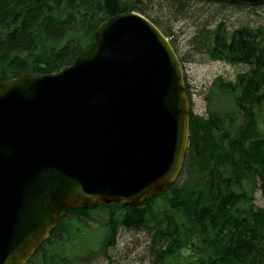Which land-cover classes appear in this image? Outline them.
Returning a JSON list of instances; mask_svg holds the SVG:
<instances>
[{
    "label": "water",
    "instance_id": "water-1",
    "mask_svg": "<svg viewBox=\"0 0 264 264\" xmlns=\"http://www.w3.org/2000/svg\"><path fill=\"white\" fill-rule=\"evenodd\" d=\"M190 117L173 45L131 11L103 21L65 70L1 82L0 264H27L71 210L139 205L170 189Z\"/></svg>",
    "mask_w": 264,
    "mask_h": 264
},
{
    "label": "trees",
    "instance_id": "trees-1",
    "mask_svg": "<svg viewBox=\"0 0 264 264\" xmlns=\"http://www.w3.org/2000/svg\"><path fill=\"white\" fill-rule=\"evenodd\" d=\"M143 4L144 0H0V82L68 68L93 44L103 21L128 11L142 14L167 35ZM193 43L210 60L250 67L235 82L222 77L214 81L206 98L208 118L191 114L185 163L197 176L193 188L174 184L141 205L71 210L29 264H87L83 260L98 246L115 244L111 239L120 225L149 233L158 230L156 246L167 245L158 250L155 264H264V211H245L257 180L264 196V27H243L229 34L220 24L214 30L203 29ZM164 208L179 212V218L162 225L159 214ZM93 233L99 237L94 239Z\"/></svg>",
    "mask_w": 264,
    "mask_h": 264
},
{
    "label": "rangeland",
    "instance_id": "rangeland-1",
    "mask_svg": "<svg viewBox=\"0 0 264 264\" xmlns=\"http://www.w3.org/2000/svg\"><path fill=\"white\" fill-rule=\"evenodd\" d=\"M186 2L188 3L185 5H176L165 0H144L142 8L151 18L161 23L167 33L166 37L180 58L184 70L190 113L208 118L209 105L206 98L214 81L219 77L225 81H235L241 73L247 72L250 67L210 60L202 52L201 47L194 45L193 39L203 29L213 30L220 24L229 34L243 27L260 29L264 27V5L250 8L212 1L187 0ZM241 120L242 116L239 115L237 118L238 126H241ZM261 130V134L264 133V120L261 124ZM187 163H185L174 187L189 188V190L193 188L197 176L193 173L190 174V167ZM262 188L263 184L257 180L256 188L252 194L253 198L249 203V208H245V211H264ZM177 213L179 212L164 208L159 214V219H163L162 225H166L167 220L178 219L180 213ZM90 225L94 229L99 227V224L96 223ZM99 232L101 235L104 233L102 230ZM156 233L158 230L149 233L143 230H129L120 225L115 244L107 247L103 243L98 246L88 262L89 264H155L158 250L160 248L165 249L164 243L161 245L162 247L153 244L152 238ZM92 235L94 239L99 237L97 233ZM70 264H75V261Z\"/></svg>",
    "mask_w": 264,
    "mask_h": 264
},
{
    "label": "bare ground",
    "instance_id": "bare-ground-1",
    "mask_svg": "<svg viewBox=\"0 0 264 264\" xmlns=\"http://www.w3.org/2000/svg\"><path fill=\"white\" fill-rule=\"evenodd\" d=\"M216 29V28H215ZM214 30V29H213ZM256 30V29H255ZM201 32V31H200ZM199 32V33H200ZM198 33V34H199ZM168 39V38H167ZM168 41H169V39H168ZM170 42V41H169ZM241 74H244V73H241ZM228 82H235V81H228ZM252 194L253 193H251V194H249L250 196H248L247 198H246V202H248V204L250 203V201L252 200V198H253V196H252ZM244 199L241 197L240 199H239V202H242ZM117 233H118V231H117ZM158 236V235H157ZM156 236V234H154V236H153V238H152V241H153V244L154 245H156L157 244V242H158V237ZM112 241H115L116 240V238L115 239H111ZM167 244H165V242H164V245L163 246H166ZM86 262L88 263V260H86Z\"/></svg>",
    "mask_w": 264,
    "mask_h": 264
},
{
    "label": "flooded vegetation",
    "instance_id": "flooded-vegetation-1",
    "mask_svg": "<svg viewBox=\"0 0 264 264\" xmlns=\"http://www.w3.org/2000/svg\"><path fill=\"white\" fill-rule=\"evenodd\" d=\"M124 207H128V206H130V205H123Z\"/></svg>",
    "mask_w": 264,
    "mask_h": 264
}]
</instances>
